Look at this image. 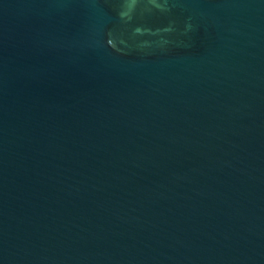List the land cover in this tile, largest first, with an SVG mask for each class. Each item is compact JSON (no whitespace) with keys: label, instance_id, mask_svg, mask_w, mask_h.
<instances>
[{"label":"water","instance_id":"95a60500","mask_svg":"<svg viewBox=\"0 0 264 264\" xmlns=\"http://www.w3.org/2000/svg\"><path fill=\"white\" fill-rule=\"evenodd\" d=\"M0 264H264V0H0Z\"/></svg>","mask_w":264,"mask_h":264}]
</instances>
